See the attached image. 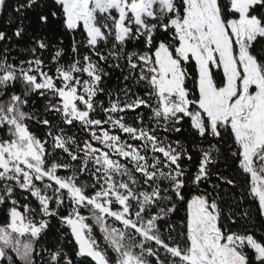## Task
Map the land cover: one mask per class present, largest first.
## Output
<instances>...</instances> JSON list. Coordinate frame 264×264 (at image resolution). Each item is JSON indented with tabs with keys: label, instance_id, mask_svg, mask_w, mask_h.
<instances>
[{
	"label": "snow or ice",
	"instance_id": "snow-or-ice-1",
	"mask_svg": "<svg viewBox=\"0 0 264 264\" xmlns=\"http://www.w3.org/2000/svg\"><path fill=\"white\" fill-rule=\"evenodd\" d=\"M0 264H264V0H0Z\"/></svg>",
	"mask_w": 264,
	"mask_h": 264
},
{
	"label": "trees",
	"instance_id": "trees-1",
	"mask_svg": "<svg viewBox=\"0 0 264 264\" xmlns=\"http://www.w3.org/2000/svg\"><path fill=\"white\" fill-rule=\"evenodd\" d=\"M218 169L220 171H223L224 170V165L223 164H220L218 166ZM225 174H228V173H225ZM213 180L215 181V177H213ZM229 203H232L231 199H229L228 201ZM241 210H247V211H250L251 215L256 219L257 223H261V218L259 217L258 215V210H257V207L254 203H252V201L250 199H246L244 201V203L241 205ZM184 215V212L183 210L181 209L180 212H179V215L176 217V219L178 220L180 216H183ZM241 224H243V221H241Z\"/></svg>",
	"mask_w": 264,
	"mask_h": 264
}]
</instances>
